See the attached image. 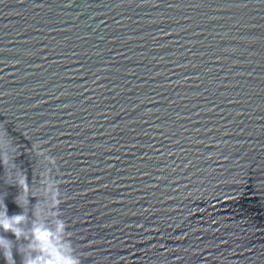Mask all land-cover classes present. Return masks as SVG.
I'll use <instances>...</instances> for the list:
<instances>
[{"label": "water", "instance_id": "obj_1", "mask_svg": "<svg viewBox=\"0 0 264 264\" xmlns=\"http://www.w3.org/2000/svg\"><path fill=\"white\" fill-rule=\"evenodd\" d=\"M0 135L80 264H264V0H0Z\"/></svg>", "mask_w": 264, "mask_h": 264}, {"label": "clouds", "instance_id": "obj_2", "mask_svg": "<svg viewBox=\"0 0 264 264\" xmlns=\"http://www.w3.org/2000/svg\"><path fill=\"white\" fill-rule=\"evenodd\" d=\"M32 148L38 152L35 145ZM13 150L10 141L0 135V165L9 169L15 167L9 156ZM43 158L52 168L56 166L54 157L44 155ZM48 173L49 169L45 167L42 173L43 187L40 188L44 196V209L34 203L31 220L25 211L30 191L26 177L20 170L10 173L8 178L19 189L14 200L22 211L9 214L6 206L0 203V232H10L15 241H23L16 245L17 253L22 254L21 264H80L79 256L68 239L70 233L66 230L65 221L55 211L58 201L53 196V185ZM34 191L32 189V193ZM12 248L13 240L0 236V257L5 264H15Z\"/></svg>", "mask_w": 264, "mask_h": 264}]
</instances>
